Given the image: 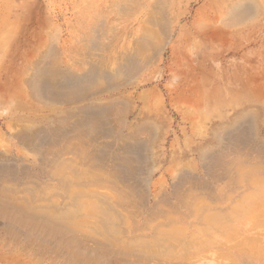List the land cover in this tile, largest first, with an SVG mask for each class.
Returning a JSON list of instances; mask_svg holds the SVG:
<instances>
[{"label":"bare ground","instance_id":"6f19581e","mask_svg":"<svg viewBox=\"0 0 264 264\" xmlns=\"http://www.w3.org/2000/svg\"><path fill=\"white\" fill-rule=\"evenodd\" d=\"M180 1L41 0L40 3L32 0L28 6L24 3L22 11L18 0H6L8 9L14 11L17 25L15 31L12 30V36L0 37V110L5 111L3 116L0 114V220L15 239L23 237L32 242L61 245L63 249L70 250L75 258L95 255V250L102 246L114 245L111 236L118 229L121 217L114 204L109 202L112 195L89 190L87 186L94 184L100 188L101 184L106 183L113 193L118 191L117 184L120 183L126 185V191L118 194L119 198L130 201L136 198L134 202L147 198L149 176L155 171L148 162L147 154L153 127H141L146 131L144 137L130 133L118 145L114 142L118 135L110 134L118 130L116 126L124 125L125 107L114 106L111 102L97 105L83 102L101 87L103 91H109L131 85L136 91L160 81L163 73L158 69L164 51L167 46L174 48L173 43L179 44L181 34L174 42L171 38L176 30L180 32L185 27L181 22L187 12L179 9ZM56 3H65L73 12V24L70 29L67 27V38H62L61 28L53 25ZM32 10H35L34 16ZM233 11L238 20L248 19L255 14L252 3L236 6ZM107 16L108 21L104 20ZM193 23L196 27H205L204 17L196 18ZM12 27L15 28V25ZM72 55H78L76 64L83 63L86 67L79 69L67 65ZM106 59L116 61L117 66L110 68V63L108 67ZM152 66L156 70H149ZM197 78L194 77V81ZM187 81L189 86L193 82ZM183 85L179 82L176 85L177 88L181 87L182 94L192 90L191 87L187 90ZM136 99L146 106L157 100L154 92L148 89L137 93ZM78 102L81 104L65 106V109L54 107ZM37 118H42L38 124L27 125ZM43 119L48 121L47 126L40 123ZM233 132L222 130L218 133V139L226 145L233 142L238 146H245L251 140L249 124ZM102 136H112L113 141L93 145ZM219 147L224 148L222 145ZM20 150L30 153L33 161L44 170L47 179L55 181V185L47 188L48 196L55 197L51 203L36 202L40 180L34 174L27 179L25 194L21 198L15 196L17 186L24 180L18 171L30 167L26 162L27 157L18 154ZM13 152L18 155L14 156ZM68 154L73 158L66 156ZM222 156L220 149L200 151L203 166L218 179L228 176L230 171ZM138 174L143 176L136 185ZM188 174L190 172L180 176L183 179L191 178ZM191 175L199 179L197 175ZM194 180L195 189L203 193L205 200L212 202L214 195L210 183ZM172 186L176 189L177 184L173 183ZM164 193L163 196L168 199L169 193ZM227 194L229 192H222L225 199L230 198H227ZM90 195L96 199L95 202L98 201L94 204L95 209H89L96 220L90 229L100 236V240L95 241L79 228L80 221L85 217L82 213L86 215L84 198ZM179 203L173 206L175 212L188 220L186 224L191 226L187 239L182 242L177 240L178 244L181 243L180 249L207 248L213 239L209 234L212 227L222 226L217 214L212 212L210 204L205 206L189 197L179 199ZM260 205L258 203V212L263 215L264 208ZM244 207L247 210L248 206L243 204L237 205L234 210L242 212ZM218 214L224 217L222 213ZM172 220L176 222L174 218ZM198 221L201 227L197 226ZM199 231L207 237L199 240ZM163 234H158L152 242L137 240L127 244L122 247L127 250L122 254L126 255L130 249L142 255H150L158 249L165 250L169 243ZM123 259L127 261L128 258Z\"/></svg>","mask_w":264,"mask_h":264},{"label":"rangeland","instance_id":"374dc122","mask_svg":"<svg viewBox=\"0 0 264 264\" xmlns=\"http://www.w3.org/2000/svg\"><path fill=\"white\" fill-rule=\"evenodd\" d=\"M31 1L18 0L22 11L24 3L28 6ZM38 2L41 3V0ZM248 3H252L255 14L248 19L238 20L234 16V8L246 6ZM54 6L53 25L61 28L62 38H67V30L73 24L72 9L67 8L65 3H56ZM0 7V37H10L16 29L17 18H14L13 9H8L6 0H0ZM179 9L187 12L181 22L185 27L181 33L176 30L171 38L174 42L181 34L179 44L173 43L174 48L167 46L164 51L158 69L163 73L160 81L140 87L136 91L131 85L109 91H103L101 87L83 102L93 105L111 102L114 106L125 107L124 125L116 126L118 130L110 134L118 135L114 140L118 145L122 144L124 137L130 133L144 137L146 131L141 130V127H153L147 154L148 162L155 171L149 176L147 198L138 200L139 206L138 202H134L136 198L132 199L133 202L119 198L118 194L126 191L125 184L118 183V191L113 193L106 183L101 184L100 188H97L99 185L89 184V190L112 195L109 202L114 204L113 207L121 218L118 229L111 236L114 245H104L95 250V255L83 258L73 257L70 250L63 249L61 245L32 242L23 237L15 239L12 232L5 227V223L0 220V264H140L139 261L141 264H264V214L258 212V203L264 208V0H181ZM34 12L35 10H32L33 16ZM198 17H204L205 27L193 25V21ZM3 19L11 24L6 22L4 25ZM104 20L108 21V16L104 17ZM14 25L15 28L12 27ZM74 56L67 61L70 62L67 65L71 68H85V64L75 63L78 55ZM106 62L108 67L111 63L110 68L117 66L114 60L106 59ZM62 63L65 64L63 61ZM155 68L152 66L149 70L154 71ZM198 76L202 78H197ZM194 77L197 78L195 81ZM187 80L193 81L190 86ZM178 82L183 83L187 90L191 87L190 93L182 94L181 87H176ZM144 89L156 95L157 100L150 106L136 99V94ZM79 104L81 103L54 107L65 109V106ZM0 111L3 116L5 111ZM49 113L48 111L47 114ZM41 119L37 118L27 125L38 124ZM46 121L43 119L40 123L47 126ZM248 124L252 134L251 140L245 146H238L233 142L226 145L218 139V133L222 130L237 132L239 127ZM112 141V136H102L93 145ZM209 149L221 150L223 161L230 169L228 176L215 178L203 166L199 158L200 151ZM18 154L28 158L26 162L30 167L18 171L24 180L17 186L15 196L21 198L25 194L27 179L29 175L34 174L40 180V192L36 195V202L51 203L55 197L48 196L47 188L55 185V181L47 179L44 170L33 161L30 153L20 150ZM18 154L13 152L14 156ZM69 157L73 158L72 155ZM186 172H190L188 175L191 178H181L180 175ZM191 174L197 175L199 179L192 178ZM142 176L143 174H138L134 184L137 185ZM175 176L176 178H173ZM194 178L196 181L205 180L210 183L214 195L212 202L205 200L203 193L195 189L192 182ZM173 183L177 184L176 189H173ZM140 187L137 188L141 189ZM164 192L169 193L168 199L163 196ZM222 192H229L227 198H230L225 199ZM186 197L205 206L210 204L212 212L217 214L216 217L218 216L222 223V226L212 227L209 234L213 239L207 248L185 251L180 249L181 243L178 244L177 240H186L191 226L186 224L188 220L175 212L173 206L179 203V199ZM84 199L87 218L82 213L85 217L80 221L79 228L83 234H89V239L100 240V236L90 229L96 220L92 216L94 213L89 211L95 209L94 204L98 201L95 202L96 199L91 195ZM242 204L248 206L247 210L245 207L242 212L234 210L237 205ZM218 213H222L221 216L224 217L221 218ZM189 220L191 221L190 218ZM197 226L201 227L200 221ZM160 233H164L163 236L168 239L167 249H158L150 255H142L131 249L126 255L122 254L127 251L122 248L127 244L137 240L152 242ZM206 237L205 233L199 231V240ZM124 257L128 258L127 261Z\"/></svg>","mask_w":264,"mask_h":264}]
</instances>
